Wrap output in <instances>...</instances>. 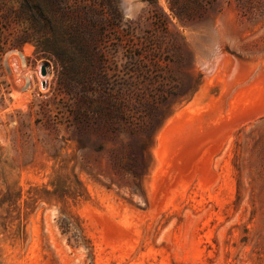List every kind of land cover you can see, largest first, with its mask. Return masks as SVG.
<instances>
[{
  "label": "rangeland",
  "instance_id": "1",
  "mask_svg": "<svg viewBox=\"0 0 264 264\" xmlns=\"http://www.w3.org/2000/svg\"><path fill=\"white\" fill-rule=\"evenodd\" d=\"M39 2L0 0V264H264V0ZM88 22L116 80L133 50L176 82L134 130L75 128Z\"/></svg>",
  "mask_w": 264,
  "mask_h": 264
},
{
  "label": "trees",
  "instance_id": "2",
  "mask_svg": "<svg viewBox=\"0 0 264 264\" xmlns=\"http://www.w3.org/2000/svg\"><path fill=\"white\" fill-rule=\"evenodd\" d=\"M68 1L41 0L36 8L44 12L56 6L69 10L73 7L82 10L88 17L99 15L104 18L99 0H73V4ZM93 28L94 25L89 22L80 25L73 38L74 56L60 60L67 67V71L63 73L64 81H60L61 85L74 98L75 128L78 132L94 126L121 131L125 125L134 130L139 121L131 112L133 107L141 112L148 110L154 115L163 109L168 94H177L173 90L177 86L176 82L173 81L174 78L163 74L159 56H136L133 50L131 56H126L123 62L130 75L122 76L123 80H116L121 64L116 59L104 56L97 49ZM133 47L134 44H130V48ZM135 74L141 75L143 80L138 81L139 77L136 79ZM196 88L197 86L193 93ZM69 165L70 160L64 159L60 171L70 170L73 173L74 165ZM18 197H21L20 191H16V198Z\"/></svg>",
  "mask_w": 264,
  "mask_h": 264
},
{
  "label": "water",
  "instance_id": "3",
  "mask_svg": "<svg viewBox=\"0 0 264 264\" xmlns=\"http://www.w3.org/2000/svg\"><path fill=\"white\" fill-rule=\"evenodd\" d=\"M45 72H46V71H45V66H42V67H41V74H43V75H44V74H45Z\"/></svg>",
  "mask_w": 264,
  "mask_h": 264
}]
</instances>
